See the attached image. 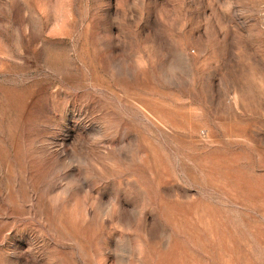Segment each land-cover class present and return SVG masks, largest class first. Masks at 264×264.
Wrapping results in <instances>:
<instances>
[{
  "label": "rangeland",
  "instance_id": "obj_1",
  "mask_svg": "<svg viewBox=\"0 0 264 264\" xmlns=\"http://www.w3.org/2000/svg\"><path fill=\"white\" fill-rule=\"evenodd\" d=\"M0 264H264V0H0Z\"/></svg>",
  "mask_w": 264,
  "mask_h": 264
}]
</instances>
